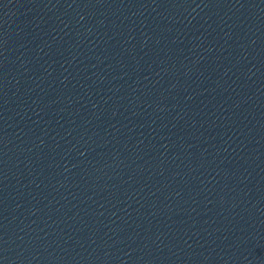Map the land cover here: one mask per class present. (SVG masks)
Listing matches in <instances>:
<instances>
[{"label": "water", "instance_id": "obj_1", "mask_svg": "<svg viewBox=\"0 0 264 264\" xmlns=\"http://www.w3.org/2000/svg\"><path fill=\"white\" fill-rule=\"evenodd\" d=\"M0 264H264V0H0Z\"/></svg>", "mask_w": 264, "mask_h": 264}]
</instances>
